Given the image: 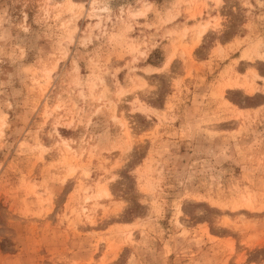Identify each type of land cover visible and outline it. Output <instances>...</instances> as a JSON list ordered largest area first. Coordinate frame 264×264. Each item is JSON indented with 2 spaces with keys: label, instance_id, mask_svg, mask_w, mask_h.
I'll list each match as a JSON object with an SVG mask.
<instances>
[{
  "label": "rangeland",
  "instance_id": "rangeland-1",
  "mask_svg": "<svg viewBox=\"0 0 264 264\" xmlns=\"http://www.w3.org/2000/svg\"><path fill=\"white\" fill-rule=\"evenodd\" d=\"M0 264H264V0H0Z\"/></svg>",
  "mask_w": 264,
  "mask_h": 264
},
{
  "label": "bare ground",
  "instance_id": "bare-ground-1",
  "mask_svg": "<svg viewBox=\"0 0 264 264\" xmlns=\"http://www.w3.org/2000/svg\"><path fill=\"white\" fill-rule=\"evenodd\" d=\"M43 82H44V80H43ZM44 83H46V81H45ZM246 85H247V84H246ZM251 86H252V85L250 84V85H249V88H251V89H252V87H251ZM247 87H248V86H247ZM104 191H105V190H104Z\"/></svg>",
  "mask_w": 264,
  "mask_h": 264
},
{
  "label": "crops",
  "instance_id": "crops-1",
  "mask_svg": "<svg viewBox=\"0 0 264 264\" xmlns=\"http://www.w3.org/2000/svg\"><path fill=\"white\" fill-rule=\"evenodd\" d=\"M247 85H248V87H247V88H249V85H250V84H247ZM251 87H252V86H251ZM249 89H251V88H249Z\"/></svg>",
  "mask_w": 264,
  "mask_h": 264
}]
</instances>
